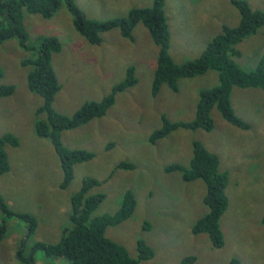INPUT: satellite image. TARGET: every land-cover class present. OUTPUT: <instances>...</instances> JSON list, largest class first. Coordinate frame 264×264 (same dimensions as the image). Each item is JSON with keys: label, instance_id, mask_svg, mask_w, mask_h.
<instances>
[{"label": "rangeland", "instance_id": "1", "mask_svg": "<svg viewBox=\"0 0 264 264\" xmlns=\"http://www.w3.org/2000/svg\"><path fill=\"white\" fill-rule=\"evenodd\" d=\"M89 15L109 19L124 15L135 6H149L154 0H77ZM264 10V0H248ZM172 39L171 53L177 61L198 56L208 42L226 25L239 22V12L231 0H166ZM1 20V18H0ZM31 41L41 35H54L62 49L53 56L60 78L55 108L73 115L86 101L101 100L126 76L128 66L136 67L139 82L116 96L107 114L77 128L66 130L63 141L70 148H86L95 156L75 166V177L61 187L63 171L57 152L48 138L35 131V112L43 98L27 85V68L20 59L27 56L13 38L0 44V82L14 84V94L0 98V135L13 132L19 146L7 145L11 170L0 174V191L13 210L30 212L39 220L36 232L27 236L24 220L8 216L7 237L0 242V264H23L17 251L24 239L26 251L36 241L56 243L71 225V195L86 176L103 181L91 193L104 192L106 199L93 212L100 216L115 213L127 190L137 198L133 216L110 226L107 235L125 245L137 256V240L143 238L155 251L153 258L138 264H181L192 255V264H228L238 257L243 264H264V90L236 89L233 105L239 116L251 124L241 129L229 123L215 107L212 131L178 128L156 143L151 133L163 125L162 116L171 121H190L196 115L198 92L213 84L217 75L209 72L181 81L178 91L163 85L152 94V80L159 52L148 30L139 24L133 38L123 37L118 28L103 34L100 44H91L76 32L71 14L63 7L52 18L26 14ZM238 62L252 68L264 55V27L238 45ZM252 66V67H249ZM201 141L221 158V168L230 172L227 194L229 208L222 216L225 244L213 246L208 234H194L193 224L206 213L205 183L183 180L180 171L167 172L172 163L189 165L193 142ZM123 161L135 168L121 169ZM0 209V222L4 218ZM149 223V226L148 224ZM37 263L55 264L43 250ZM58 264H67L59 260Z\"/></svg>", "mask_w": 264, "mask_h": 264}, {"label": "trees", "instance_id": "2", "mask_svg": "<svg viewBox=\"0 0 264 264\" xmlns=\"http://www.w3.org/2000/svg\"><path fill=\"white\" fill-rule=\"evenodd\" d=\"M239 12L237 25H224L206 48L196 57L177 61L171 53L172 32L166 13V0H154L149 6H135L126 14L109 19L89 15L77 0H0V44L10 39H17L18 45L28 55L20 59L22 67L27 68L26 81L28 88L43 98V104L35 112V131L51 140L57 152L63 171L62 188H67L75 177V166L88 161L95 152L86 148H70L63 141L66 130L77 128L94 118L102 117L115 104L118 93L135 86L139 79L136 67L128 66L126 76L113 86L112 91L101 100L86 101L73 115L59 112L54 105L61 89L60 78L53 64V56L62 49V42L54 35H41L31 41L25 22L26 14H39L52 18L63 7L71 14L76 32L91 44H100L103 34L110 29L118 28L121 35L132 39L137 26L143 24L159 52L152 80V94L157 95L163 85L178 91L182 80L214 72L216 81L201 87L198 92L196 115L190 121H171L163 115V125L155 129L150 137L156 143L178 128L203 129L212 131L215 121L212 111L216 107L222 117L241 129H250L251 124L239 116L233 105V94L236 89L261 88L264 90V55L260 56L252 68H244L237 60L242 55L238 45L248 36L264 27V10L254 8L248 0H231ZM3 70L0 67V76ZM14 84L0 82V98L14 94ZM20 138L13 132L0 135V174L11 170V161L6 150L7 145L19 146ZM117 168L131 169L135 165L123 161ZM167 172L180 171L183 180H202L206 186L204 204L207 211L193 224L194 234H208L213 246L220 248L226 242L222 228V216L229 208L230 199L227 187L230 172L221 168L220 156L211 151L204 143L193 142V156L189 165L172 163L166 166ZM103 181L92 176L83 179L81 187L71 195V212L69 227L63 231L56 243L36 241L30 251H26L24 239L17 258L23 264H34L36 253L43 250L53 259L64 258L69 264H138L140 261L154 257V249L143 239L137 240V256L131 255L127 247L107 235L110 226L120 224L133 216L137 207V198L132 190H127L119 210L100 216L93 212L106 199V193H91ZM0 209L4 218L0 222V242L9 230L6 217H18L25 221L27 236L33 235L39 226L38 218L30 212H16L6 202L0 191ZM264 223V217L262 219ZM149 226V223H147ZM195 257H185L181 264H192ZM228 264H243L238 257H232Z\"/></svg>", "mask_w": 264, "mask_h": 264}, {"label": "crops", "instance_id": "3", "mask_svg": "<svg viewBox=\"0 0 264 264\" xmlns=\"http://www.w3.org/2000/svg\"><path fill=\"white\" fill-rule=\"evenodd\" d=\"M7 237V236H6ZM53 261H55V264H58L59 263V260H65L64 258H56V259H52ZM41 261H42V263H40V264H45V261L44 260H42L41 259ZM66 261V260H65ZM38 261H37V259H36V262L35 263H37ZM67 262V261H66ZM34 263V264H35ZM51 264H53V263H51ZM67 264H69L68 262H67Z\"/></svg>", "mask_w": 264, "mask_h": 264}]
</instances>
